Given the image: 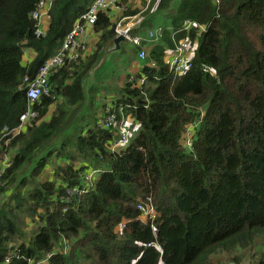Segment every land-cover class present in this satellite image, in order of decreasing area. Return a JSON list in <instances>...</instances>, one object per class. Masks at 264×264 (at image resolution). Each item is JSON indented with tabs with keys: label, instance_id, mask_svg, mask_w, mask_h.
Here are the masks:
<instances>
[{
	"label": "trees",
	"instance_id": "1",
	"mask_svg": "<svg viewBox=\"0 0 264 264\" xmlns=\"http://www.w3.org/2000/svg\"><path fill=\"white\" fill-rule=\"evenodd\" d=\"M38 2L0 0V163L13 154L0 177V264H219L213 256L238 251L264 264V0L145 5L130 31L142 40L130 44L141 68L109 103L138 132L116 150L119 133L99 125L105 104L86 125L83 116L61 133L83 105L82 81L116 22L136 16L129 0H118L125 10L114 19L99 14L85 60L53 70L50 95L31 106L36 119L4 145V130L18 128L27 110L23 79L59 51L92 0H54L41 37L31 18ZM185 21L204 30L181 32ZM180 40L197 44L188 69L174 75L167 62ZM90 169L92 187L66 201ZM148 198L155 213L142 220L137 205ZM28 218L36 226L26 238L17 226Z\"/></svg>",
	"mask_w": 264,
	"mask_h": 264
},
{
	"label": "built area",
	"instance_id": "2",
	"mask_svg": "<svg viewBox=\"0 0 264 264\" xmlns=\"http://www.w3.org/2000/svg\"><path fill=\"white\" fill-rule=\"evenodd\" d=\"M54 0H39L36 5L35 10L31 13V18L35 22V35L41 37L44 35L43 26L49 23L50 15L49 11L52 7ZM219 0H216L218 2ZM125 10V6L120 5L118 0H92L90 6L87 10L76 18L71 30L63 38L61 47L59 51L47 60L43 65H41L37 72L35 73L33 79L29 80L27 77L23 79V87L25 89V95L27 98V110L24 114L20 116V124L18 128L12 131L4 130V145L7 146L12 139L17 137L24 126L36 119L37 113L32 109V105L35 104L41 97L50 95L49 78L54 69H59L64 65L65 62L79 64L84 61L88 53V44L92 35L94 33V27L96 25L98 16L102 12H109L110 15H119ZM202 26H197L194 23H184L181 26V32L188 33L191 29H196L198 32H202ZM132 25L127 29H115L116 34H122L129 44L140 45L142 40L139 37H134L130 33ZM161 27H157L152 32H149V38L158 41L161 38ZM91 42V41H90ZM186 40H180L172 53V56L168 59L169 70L174 75H180L184 73L189 67L190 61V51L187 52ZM149 49L143 48L139 54L138 58L141 61H145ZM26 57V52L24 53ZM27 59L26 61H28ZM151 66L154 64L151 63ZM133 78L130 77V81ZM146 80V77L137 79V85L142 86ZM119 112V115L117 113ZM115 110L111 105H106L104 108L103 116L99 119V125L101 128L106 130H114L119 133V140L113 145L112 149L120 148L127 144L130 137L127 133L124 124L129 116H124L122 109ZM187 128V133L183 138L186 147H190V129ZM13 154L6 155L2 162L0 163V177L4 173L5 169L11 166V158ZM97 174V171L88 170L83 176L81 183L82 187L67 189L65 191V197L70 200L74 197L81 196L84 192L88 191L92 187L93 177ZM137 209L142 213H147L148 217H153V206L150 198L147 199V203L138 204ZM150 212V213H149Z\"/></svg>",
	"mask_w": 264,
	"mask_h": 264
},
{
	"label": "rangeland",
	"instance_id": "3",
	"mask_svg": "<svg viewBox=\"0 0 264 264\" xmlns=\"http://www.w3.org/2000/svg\"><path fill=\"white\" fill-rule=\"evenodd\" d=\"M149 2L150 0H133V2L130 3V5H131V10L137 11V14H135L136 16H130V17L127 16V17L120 19L119 21L116 22L117 23L116 28L124 30L130 27L131 25H132V28L136 27V25L142 21V18H143L142 11L145 9L146 7L145 5ZM119 15H121V13H119ZM114 18H116L115 15H113V19ZM187 22H190V21H185L184 23H187ZM190 23H193V22H190ZM201 28L204 30V26H202ZM167 30L171 31V28H167ZM180 30H181V27H180ZM196 44L197 42L195 41L194 42L190 41L189 44L186 42V45H188L187 52L190 51V54L194 53ZM93 45L94 44L89 41L88 53H90L91 47ZM134 53H135V49L133 48L132 45H130L129 47H124L123 53L119 56H115L112 59V67L104 70L103 72L99 74L97 78L99 87L93 88V90L91 91V96H92L91 105L89 109L86 111V113L83 115L84 116L83 118L88 117V119L87 120L82 119L79 122L86 125V123L90 122L89 119L91 117H94V114L99 113V110L101 109L100 107L103 104L108 103L110 100H113L115 97L119 96L121 92V87L125 84L127 75L135 73L136 65H140V62L136 59ZM53 110H54V107L50 109V113H52ZM124 127L126 130L128 129L127 133L129 134V137H132L134 134L138 132V125H136L130 117L127 118L124 124ZM186 133H187V128L182 138L185 137ZM67 135H65L62 138L65 139ZM44 177H45V174L43 173L41 178L43 179ZM154 213L155 211L153 208L152 215ZM146 217H147V213L145 214L142 213L141 219L145 220ZM34 220H37L36 216L34 217ZM35 226L36 225H34V222L32 223V220L28 218L27 220L22 222L17 227H18V231H20L27 238L30 236ZM17 236H19L18 233H17ZM232 256H240L241 258L240 264H253L254 263L253 260L249 257L250 255L246 254V251H238L233 254H219V255L216 254L215 256H213L214 257L213 259L219 260L220 261L219 264H237L236 262L228 261L229 257H232ZM226 258H228L227 261L229 263L225 261Z\"/></svg>",
	"mask_w": 264,
	"mask_h": 264
},
{
	"label": "water",
	"instance_id": "4",
	"mask_svg": "<svg viewBox=\"0 0 264 264\" xmlns=\"http://www.w3.org/2000/svg\"><path fill=\"white\" fill-rule=\"evenodd\" d=\"M130 44L127 42L122 34H116L115 37L109 42V44L102 48L98 52V58L95 66L89 71L82 81V89L84 93V102L82 107L76 113L72 121L68 124L66 129L61 133V136L71 131L73 126L78 120L83 117L86 111L89 109L91 104V91L93 88L99 87L98 76L104 70L112 67V59L115 56H119L123 53L124 47H129Z\"/></svg>",
	"mask_w": 264,
	"mask_h": 264
},
{
	"label": "crops",
	"instance_id": "5",
	"mask_svg": "<svg viewBox=\"0 0 264 264\" xmlns=\"http://www.w3.org/2000/svg\"><path fill=\"white\" fill-rule=\"evenodd\" d=\"M133 2V0H129V4L130 3H132ZM120 16V15H119ZM118 16V17H119ZM139 24V23H138ZM137 24V25H138ZM136 25V26H137ZM47 28H48V24L46 23L44 26H43V32L45 33L46 32V30H47ZM95 33V32H94ZM97 39H98V34H96L95 33V35H92L91 36V38H90V41L93 43V44H95V42L97 41ZM188 43V42H187ZM189 44V43H188ZM188 46V45H187ZM193 51V50H192ZM26 54L27 55H29L30 57L32 56V51L31 50H27L26 51ZM193 55V53H191L190 54V58H191V56ZM141 68V65H136V72L135 73H133V74H130L131 76H135V74H137L138 73V71H139V69ZM130 76V77H131ZM111 102V100L108 102V103H105V105H107V104H109ZM110 105V104H109ZM95 115H97V114H95ZM54 160V159H53ZM52 163L54 164V162L52 161ZM52 169H51V165L50 166H48V167H46L45 168V170H44V174H45V176L46 175H48L49 173H51L52 171H51Z\"/></svg>",
	"mask_w": 264,
	"mask_h": 264
}]
</instances>
